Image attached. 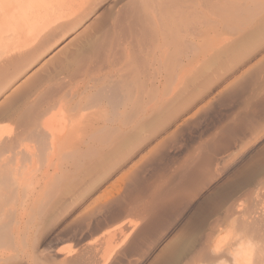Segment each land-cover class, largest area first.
<instances>
[{
    "label": "rangeland",
    "instance_id": "1",
    "mask_svg": "<svg viewBox=\"0 0 264 264\" xmlns=\"http://www.w3.org/2000/svg\"><path fill=\"white\" fill-rule=\"evenodd\" d=\"M113 2H103L82 25L63 34L37 61H32L33 64L27 63L21 71L23 74L15 70L21 63L25 64L22 61L1 65L0 78L5 76L2 74L6 68L9 77L8 86L0 91V105L6 99L9 103L18 102L33 81L35 84L58 75L62 62L70 59L82 46L95 42L98 33L100 35L109 27ZM259 2L231 1L234 8L240 7L243 11L247 8L246 16L241 10L244 15L241 17H247L249 23L243 17L244 21L241 18L236 20L237 23H253L255 19L249 12H254L253 18L259 20L261 16L255 15V11L264 10ZM255 4L262 10H253ZM240 5L245 6L244 9ZM43 21L41 26L49 19ZM88 25L91 29L83 32ZM222 33L203 35L205 41L200 64H197L200 66H195L197 69L191 64L181 67L171 63L168 69L166 67L170 73L181 70L186 73L187 70L188 75L182 80L156 81L153 86L154 93L156 91L154 110L149 122L135 131H125L124 142L106 147L102 157L88 161L90 165L85 164L87 171H84L85 166L73 170L72 165L66 163L59 166L61 172L52 174L53 177L50 173H54V166L49 167L46 177L39 173L35 191H39V183L48 182V188L52 189L48 193L54 192L48 196L50 200L45 194L44 199L36 203L37 208L30 204L22 211L17 203L23 200L20 196L24 191L14 190L16 187L12 186L13 199L15 195L21 199L10 204L13 207L8 219V236L13 239L1 240L6 242L3 247L0 245V264H74L89 245L98 247L95 252L102 264H184L201 248L212 226L225 219L230 209L246 211L255 199L264 206V188L261 186L264 184L261 181L264 180V35ZM28 34L29 31L21 40H16L14 47L22 48L27 42L32 43V33ZM28 36H32L31 42ZM55 52L53 59H48ZM157 67L159 72H165V67L160 69L156 64V70ZM17 128L11 119L0 122L2 133L10 134ZM98 161L102 163L101 167ZM44 168L46 165L43 172ZM78 179L82 180L78 182ZM256 187L258 193H255ZM71 188L76 191L74 201L69 197L63 198L66 204L64 200L56 201L63 191ZM75 200L78 201L75 203ZM233 220L229 219L226 225L223 223L215 237V245L221 250H227L240 238L239 234L235 235ZM250 241L243 239L245 243ZM251 250L255 251L252 260L257 264L261 261L260 253L256 252V247ZM86 257L78 264H85Z\"/></svg>",
    "mask_w": 264,
    "mask_h": 264
},
{
    "label": "bare ground",
    "instance_id": "2",
    "mask_svg": "<svg viewBox=\"0 0 264 264\" xmlns=\"http://www.w3.org/2000/svg\"><path fill=\"white\" fill-rule=\"evenodd\" d=\"M105 1L1 0L0 66H6L10 62L17 61L21 63L22 61L25 64L21 65V63L15 69L18 73L19 71L22 73L21 71H24L27 63L31 61L33 64L38 57L40 58L47 49L52 47L56 40L63 37V34H67V32L82 25ZM229 1L114 0L109 27L102 31L100 35L98 33L95 42L82 46L79 49L80 51L75 52L70 59L67 58L66 61L62 62L59 65L60 70L58 72L60 73L58 75L47 77L48 79L35 84L33 81L34 85L29 83L30 88L29 86V89L26 88L27 91L25 90L26 93L22 95L21 100L18 98L20 101L12 103L6 102L7 99L4 102L2 101L0 105V122L11 119V121L16 122L18 128L10 134L9 132L8 134L0 132L1 247L7 239L11 238L10 233V238L8 236V228L10 227L8 219L11 214L10 209L13 207V205L10 207L11 202L13 203L15 199L23 197L20 203H17L18 199L16 203L22 207V211H25V206L33 204V207L34 204L36 205L40 199L45 197V194L47 199L50 200L48 196L51 197L54 192L49 194L52 189L48 188V182L39 183V191H35L37 189L36 185H38L36 177L39 173H41V176L44 173L43 176H45L49 172V167L54 166V173H50V176L53 177L52 174H59V166L66 163H70L72 169L78 171L82 166L88 164V161L92 158L102 157L106 147L123 143L125 131H135L149 122L154 110V95H156V91L154 93L153 90L154 83L158 80L167 82L170 79L182 80L186 78L188 75L186 74L187 70L186 73L182 70L179 73H176V71L173 73L168 72L170 69L168 71L167 69L171 63L176 64V66L191 64L197 69L200 66H197V64H200V54L205 41L203 35L224 33L226 31L230 34L235 31V33L248 32L253 36L264 35V10H259H262V8H258L256 4L258 9L252 7L253 10L260 11V13L255 11V15L261 17L256 21L257 17L253 18L254 14H252L254 12H249L251 13L249 15H252L251 18L255 20L252 23L250 19L251 24H247L249 20L247 17H243L247 8L244 9L245 6L243 5L244 11L240 7L234 8L233 4L235 2H232L231 5L230 2L233 0ZM260 7L262 6L260 5ZM55 15H58V17L56 18ZM241 15L246 18V21L248 20L246 23H241L244 21ZM49 16L55 19H50ZM241 18L243 21L237 23L236 20H241ZM46 19H49L51 23H43L41 26V22H44L43 20L46 22ZM89 29L91 27L88 25L83 29V32H87ZM28 31V35L32 33L33 37H27L30 42V37L33 38L32 43L28 44L29 42H27V45L22 46V48L14 47L15 41L21 40ZM210 37L212 36L210 35ZM90 40L93 41V39ZM214 40L212 41L216 42ZM56 52L48 59L52 60L57 54ZM156 64H159L160 69L165 67V72H159L158 67L156 70ZM172 67L173 65H171V69ZM6 69L5 74H2L5 76L1 77L2 79L0 78V91L8 86L6 82L9 73L6 74L8 72ZM156 71L159 73H156ZM190 72L188 71V73ZM12 80H15V78ZM12 97L11 95L10 99ZM107 159L106 157L105 162ZM118 162L121 163V161ZM44 165L47 168V170L44 168L46 172L42 171ZM84 171H87V168ZM88 174L87 178H89ZM58 179L60 178L58 177ZM81 180L78 179V182ZM42 181L44 182V180ZM261 181L263 184L264 180L261 179ZM259 183L258 187L260 188ZM12 186L16 187L14 190L24 191L22 196L19 195L20 197L16 198L15 195L13 199ZM261 186L264 188V184ZM263 188L261 187V189ZM72 189L63 191L62 196H58L56 201L62 200L61 202H63L65 197H69L71 201H74L76 191ZM77 189H79L78 185ZM255 189L253 193H258L257 187ZM20 192L15 193L19 194ZM54 198L53 196V200ZM69 198H67V201ZM49 200H47L48 203L52 202V200ZM77 201L75 200V203ZM64 204H66L65 200ZM27 216L30 218L29 214ZM229 219L231 222L234 219L235 235L239 234L240 238H237L238 240L230 244L231 246L224 251L219 249L217 244L215 245L214 240L220 231V227L223 223H228ZM5 238L6 240L2 242L1 240ZM244 238H249L250 243H248L249 241L243 242ZM95 247L86 246L82 256L81 253L79 255L81 258L79 257L71 262L74 264L82 263L83 257L87 256L86 262L83 263L100 264ZM252 247H256V252L261 254L258 255L261 258V261H259L256 253L257 264H264V257H262L264 253V206H262V203L259 204L257 199H255V202L252 200L250 208L246 211L234 212L230 209L225 219L218 220L212 226L201 248L192 254L184 264H255L256 261L253 262L254 255H252L255 251L251 250Z\"/></svg>",
    "mask_w": 264,
    "mask_h": 264
},
{
    "label": "snow or ice",
    "instance_id": "3",
    "mask_svg": "<svg viewBox=\"0 0 264 264\" xmlns=\"http://www.w3.org/2000/svg\"><path fill=\"white\" fill-rule=\"evenodd\" d=\"M260 2H261V4H262V6H264V0H260Z\"/></svg>",
    "mask_w": 264,
    "mask_h": 264
}]
</instances>
